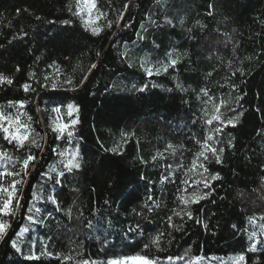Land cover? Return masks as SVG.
<instances>
[{"label":"trees","instance_id":"1","mask_svg":"<svg viewBox=\"0 0 264 264\" xmlns=\"http://www.w3.org/2000/svg\"><path fill=\"white\" fill-rule=\"evenodd\" d=\"M96 6L105 13L93 24L99 35L72 14L76 0H0V74L13 81L0 84V108L14 118L18 107L8 102L26 101L20 119L39 145L18 148L0 133L7 153L0 172H21L22 158L36 157L15 177L22 180L18 207L14 201L15 215L3 217L11 226L0 240V264H107L136 255L160 264L177 257L236 264L244 255L241 264H264V0ZM173 59L174 67L155 74ZM70 103L79 109L72 116ZM214 105L224 124L205 122ZM77 116L71 139L52 131L59 117L67 124ZM209 135L221 163L208 153L198 160L203 177L199 167L186 175ZM77 148L81 167L69 172L66 160ZM217 173L205 199L181 202L208 193L193 181Z\"/></svg>","mask_w":264,"mask_h":264},{"label":"snow or ice","instance_id":"2","mask_svg":"<svg viewBox=\"0 0 264 264\" xmlns=\"http://www.w3.org/2000/svg\"><path fill=\"white\" fill-rule=\"evenodd\" d=\"M95 9V12L93 11ZM69 11H72L71 6L69 7ZM84 13H87V17H85ZM74 16H79L82 20L85 28H88L91 30L93 35H99L101 31H103L100 27H93V24L96 20H99L101 17L105 16V13L101 12L97 6H96V0H76V11L72 12ZM211 14V13H209ZM39 19V17H38ZM64 24H69L71 21H63ZM107 27H112V22L109 21L107 24ZM148 62L145 61L141 64V67L143 68L145 74L149 77L153 75V66L149 65L148 67H144V64H147ZM177 61L175 59L170 60L167 65H163L161 67L155 68V74H159L161 71H167L168 67H174ZM96 65H91V68H95ZM19 70V69H17ZM31 75V74H30ZM84 79H87V76L84 77ZM7 83L12 84L13 81L10 77L4 76L3 74H0V84ZM67 83H71V81H67ZM25 91L29 90V85L24 84L22 86ZM52 87H56L55 84L52 85ZM147 85L137 89L138 91H144ZM211 102V101H210ZM223 103V102H221ZM26 104V101H9L8 105L10 107H18L17 115L13 118L11 115H6L2 108H0V133L3 134L4 139L8 141L9 143H12L15 147L18 148H24L27 144L36 145L39 147V145L36 143V139L32 138V134L34 130L30 127V124L25 121H21L20 116L26 115V113H22L19 111V109H23ZM215 113L211 116V118L206 119V123L208 125H211L214 121L219 122L221 124H224L225 122L221 119V115L219 114V106H215ZM56 113L60 112V108L53 109ZM79 109L78 106L74 107L73 104L67 105V113L69 116H72L74 112L78 113ZM205 117H208V112L205 111ZM28 121H31V117H28ZM5 122H7L5 124ZM78 123V116L75 119L70 120L67 124L54 121L52 125V131L58 133L61 137L64 136L66 133L68 138L71 139L73 136L72 127L75 126ZM228 124H232V126H235L234 122L228 121ZM215 132L221 131L220 128L214 129ZM214 139L213 135H209L202 143L200 141H197V143H201V151L195 154V158L192 161L191 167L187 170L186 175L188 172H191L193 174H196V169L199 167L200 169H203V172L199 173L203 177V174L207 172V168L204 167L203 163L198 164V160L202 157L203 160L208 159V153H211L213 156L216 157L217 163H221L219 159V154L217 152V149L215 147H212L209 144V141H212ZM171 148V145L169 146ZM115 151V150H113ZM224 149H220L219 152L222 153ZM61 155H65L64 153H61ZM7 156L6 152L0 153V160H2L4 157ZM79 156V149L77 148L75 152H73L70 157L67 158L65 167L68 169L69 172H71L73 169H79L81 167L80 161L78 159ZM36 159V157L32 154H28L25 157L22 158L21 161V172H0V180H2L5 176H11L13 177L10 185L8 187L3 186V184H0V240L4 238V236L7 234V229L11 226L9 221L3 219V217L6 216H13L15 215V208L13 207L14 201H16V206L18 207V200L16 197V185L18 183H22V180H16L15 177L21 176V173H25L27 169L29 168V165ZM155 159V157H153ZM0 167H4L2 164H0ZM182 167V166H181ZM64 175L63 172L59 173V177H62ZM221 177L219 176V173L212 175L210 180L205 178L202 180H195L193 181L194 185H200L203 184V187L206 189H210L208 193H205L204 195H199L195 191L188 197L181 196L180 200L183 204L188 203H198L200 200L205 199L207 195L211 192V182L219 180ZM167 179V178H165ZM59 178H57L56 183H59ZM185 184H188V180L186 179L184 181ZM187 191V189H185ZM48 199L53 202L54 204L58 205V201H56L55 196H49ZM38 211V209H37ZM175 215H179V213H175ZM188 217L191 219V213H187ZM31 220L32 217H29ZM171 219V218H170ZM90 226V225H89ZM206 226V225H205ZM24 231H28L27 228L24 229ZM162 235V234H161ZM252 235H255L253 233ZM159 241L160 236H157L153 240V244H155L157 247H159ZM13 247H17L16 241H12ZM147 247V245H145ZM17 251H19V248L17 247ZM47 255L51 256L52 253H47ZM38 258V257H36ZM65 260H72L73 257L71 256H65ZM169 260L173 259L171 257L167 258ZM176 259H181L177 257ZM236 262V264H241L245 260L244 255H240L238 257L233 258ZM132 261H138L139 264H160L159 258H149L147 256H135V257H121L118 259H112L107 261V264H127V262ZM81 264H101V262L93 261V260H84L81 262Z\"/></svg>","mask_w":264,"mask_h":264},{"label":"rangeland","instance_id":"3","mask_svg":"<svg viewBox=\"0 0 264 264\" xmlns=\"http://www.w3.org/2000/svg\"><path fill=\"white\" fill-rule=\"evenodd\" d=\"M93 11L95 12V9ZM84 15H85V17H87V13H84ZM57 121L62 122L60 117H59V120H57ZM7 231H8V229H7ZM136 256H139V255H136ZM132 257H135V256H132ZM167 261H170V260H167ZM127 264H139V262L138 261H132V262H127ZM170 264H190V262H188L185 259H180V260L174 259L170 262Z\"/></svg>","mask_w":264,"mask_h":264}]
</instances>
